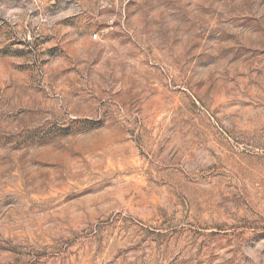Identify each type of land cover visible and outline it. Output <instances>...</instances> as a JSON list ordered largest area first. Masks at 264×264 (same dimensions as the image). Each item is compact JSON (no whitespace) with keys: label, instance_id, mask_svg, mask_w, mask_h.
<instances>
[{"label":"rangeland","instance_id":"rangeland-1","mask_svg":"<svg viewBox=\"0 0 264 264\" xmlns=\"http://www.w3.org/2000/svg\"><path fill=\"white\" fill-rule=\"evenodd\" d=\"M0 264H264V0H0Z\"/></svg>","mask_w":264,"mask_h":264}]
</instances>
